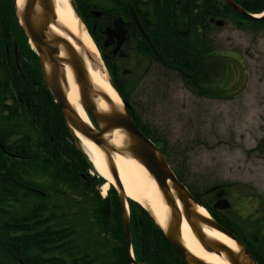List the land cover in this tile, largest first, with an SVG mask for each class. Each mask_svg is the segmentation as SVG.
Masks as SVG:
<instances>
[{
  "label": "trees",
  "instance_id": "16d2710c",
  "mask_svg": "<svg viewBox=\"0 0 264 264\" xmlns=\"http://www.w3.org/2000/svg\"><path fill=\"white\" fill-rule=\"evenodd\" d=\"M236 1L251 14L263 10V0ZM229 10L227 14L211 16L229 19L237 27L264 29V18L251 20L230 7ZM201 17L205 15H197L203 22ZM207 32V28L195 29L191 41L192 35L187 34L180 53V66L186 70L200 64L193 82L188 84L198 94H208L205 87L213 79L205 64L210 63V68L212 62L216 65ZM0 37H25L13 0H0ZM192 55L195 66L190 69ZM22 90L27 92L22 95L27 100L28 89ZM12 95L10 89H0V255L5 263L18 264L17 260L21 259L23 264H130L115 189L111 187L108 191L110 213L105 218L103 198L97 189L105 181L96 173H89L91 163L63 119L47 108L30 112L33 110L30 107L18 114L15 107L2 106ZM138 127L165 155L166 140L157 129L152 125ZM174 172L185 184L183 170L178 167ZM185 185L218 224L245 241L257 264H264L262 235L255 230L250 240H246L228 217L213 214L211 201L204 199L208 190L196 192ZM128 204L135 261L185 264L149 213L132 200Z\"/></svg>",
  "mask_w": 264,
  "mask_h": 264
},
{
  "label": "rangeland",
  "instance_id": "374dc122",
  "mask_svg": "<svg viewBox=\"0 0 264 264\" xmlns=\"http://www.w3.org/2000/svg\"><path fill=\"white\" fill-rule=\"evenodd\" d=\"M61 31L70 32L64 26ZM211 35L217 66L212 62L208 94H198L176 76L169 84L165 78L168 88L151 93L156 94L148 117L166 140L164 157L173 170H183L185 184L196 192L208 190L205 200L223 192L230 207L222 215L246 240L255 230L264 238V29H235L224 19ZM90 57L98 64V57ZM147 90L152 91H137ZM111 187L105 194L98 187L100 196L107 197Z\"/></svg>",
  "mask_w": 264,
  "mask_h": 264
},
{
  "label": "flooded vegetation",
  "instance_id": "af4514ba",
  "mask_svg": "<svg viewBox=\"0 0 264 264\" xmlns=\"http://www.w3.org/2000/svg\"><path fill=\"white\" fill-rule=\"evenodd\" d=\"M71 1L75 5L82 26L96 47L98 65L106 71L127 113L129 112L138 126L144 127L154 123L148 117V112L153 106L149 101L156 94L151 95L152 92L159 95L160 89L168 88L166 82L169 84V79L175 76L187 84L193 82L192 77L200 65L194 67L193 55L188 64V68L194 67L193 70H186L180 66L182 41L187 34L192 35L191 41L195 29L203 27L208 31L207 40H211L212 32L220 25L217 21L223 22L226 19L214 20L211 14H227L230 11L229 7L234 10L225 0ZM232 1L242 8L236 0ZM35 9L40 10L39 5L36 4ZM198 14L205 15L204 18L201 17L203 22L198 20ZM226 20L235 29L240 28L231 20ZM21 27L25 37L9 39L0 37V89H10L13 94L1 105L15 107L18 114L30 107L33 109H29L30 112L47 108L55 111V116L64 121L61 105L49 86L51 84L55 89L66 93L64 71L66 65L61 61V54L50 49L48 57L42 59L36 45L26 35L22 25ZM205 66L210 74L211 68L208 63ZM22 89H28L27 100L22 97L27 93ZM138 89L152 91L141 93L137 91ZM141 97L145 100L139 103ZM14 98L18 101L15 102ZM220 195L221 192L214 194L211 199L212 205ZM213 212L222 216L218 208L214 207ZM3 262L5 263L4 256L0 255V264ZM17 263L19 264V260Z\"/></svg>",
  "mask_w": 264,
  "mask_h": 264
},
{
  "label": "water",
  "instance_id": "95a60500",
  "mask_svg": "<svg viewBox=\"0 0 264 264\" xmlns=\"http://www.w3.org/2000/svg\"><path fill=\"white\" fill-rule=\"evenodd\" d=\"M13 1L15 2V0ZM225 1L241 15L247 18L257 19L241 9L233 1ZM36 4L39 5L40 10L35 9ZM70 5L75 15L79 16L72 1H70ZM17 11L26 34L36 45V49L42 59L48 57L51 52L50 49H54L59 55L61 54V48L64 51V57H61V61L70 67L74 82L78 87L79 102L85 110L88 119L90 116L95 122L97 128H94L92 124L85 123L80 118L78 113L68 102L66 94L60 89H55L51 84H49V86L51 87L54 97L61 105L64 121L69 131L73 132L75 137H77L76 133H79L85 138L91 140L105 154L108 170L115 181V189L118 192V198L121 205V224L126 243L125 253L128 262L130 264H144L135 261L131 253L129 219L125 207L126 195L120 182L113 158V153L116 152L120 154L123 152L129 153L130 156L140 161L156 180L170 211V217L166 229L161 231L166 241L185 264L208 263L194 256L182 244L180 237V225L182 219H185L188 223L198 242L206 252L214 253L218 256L223 255L229 264H256L248 249L233 233L220 226L213 219L204 217L196 212V207L200 206V204H198L197 200L191 195L186 186L177 179L173 170L170 168L156 145L138 129L124 108L119 110L116 109L104 93L94 89L83 57L75 52L71 44L61 36L49 31L48 26L56 19L53 0H24L22 8ZM97 97L103 98L108 103L110 106L109 111H98L95 103V98ZM116 128L122 129L127 136L126 147L122 150L116 149L104 138V135L108 131H112ZM168 182L170 185H168ZM172 189L174 190L175 195L172 194ZM176 199L180 202L181 206L178 205ZM219 202L220 205H216L217 207L221 209L228 207V204L225 201L221 200ZM109 209L108 198H105L103 201L102 213L107 215ZM202 225L213 228L232 239L238 247L237 251H233L222 243L205 236ZM20 264H22V262H20Z\"/></svg>",
  "mask_w": 264,
  "mask_h": 264
},
{
  "label": "bare ground",
  "instance_id": "6f19581e",
  "mask_svg": "<svg viewBox=\"0 0 264 264\" xmlns=\"http://www.w3.org/2000/svg\"><path fill=\"white\" fill-rule=\"evenodd\" d=\"M23 3L24 0H15V5L18 10L22 8ZM53 4L56 20L50 23L48 27L49 31L54 34L57 33L61 37L65 35L64 37H66L75 52L82 54L94 89L104 93L116 109H121L122 101L114 87L111 85L106 71L90 59L91 54L97 56L95 45L82 26L79 18L75 15L70 5V0H53ZM63 26L70 30V32L64 33L61 31ZM60 52L61 57H64V51L62 48ZM64 71L66 75V98L70 105L78 113L80 118L85 123L91 125L85 110L79 102L78 87L74 82L70 67L66 65ZM95 103L98 111L100 112H107L110 109L108 103L101 97L95 98ZM76 136L88 155L93 169L101 178L105 180L104 184L101 186L102 194H105L109 185L116 186L115 181L108 170L105 154L91 140L85 138L79 133H76ZM104 138L110 143V145L118 150L124 149L127 141L126 134L120 128L108 131L104 135ZM113 158L126 198L139 203L150 213L155 224H157L162 230H165L170 217V211L156 180L148 172L144 165L137 159L130 156L129 153L123 152L120 154L116 152L113 153ZM168 185H170L169 182ZM171 192L175 195L173 189ZM176 201L178 205L181 206L177 199ZM196 212L204 217H208V212L201 206L196 207ZM202 226L205 236L222 243L233 251H237V245L232 239L213 228L206 225ZM180 237L184 247L204 262L208 264H229L223 255L218 256L214 253L206 252L203 249L185 219H182V223L180 225Z\"/></svg>",
  "mask_w": 264,
  "mask_h": 264
}]
</instances>
